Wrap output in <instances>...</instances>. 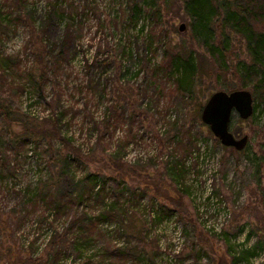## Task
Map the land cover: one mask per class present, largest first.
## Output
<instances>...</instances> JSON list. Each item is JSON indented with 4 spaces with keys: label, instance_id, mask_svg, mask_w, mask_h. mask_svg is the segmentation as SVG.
<instances>
[{
    "label": "rangeland",
    "instance_id": "374dc122",
    "mask_svg": "<svg viewBox=\"0 0 264 264\" xmlns=\"http://www.w3.org/2000/svg\"><path fill=\"white\" fill-rule=\"evenodd\" d=\"M32 1L39 17L33 30L22 23L14 28L8 23L0 27L5 30L0 31V54L10 56L12 67L1 77L0 95L29 121L31 133L39 135L24 138L26 144L17 153L8 145L2 154L9 170L2 176L9 183L0 181V210L10 219L20 218L12 211L24 208L27 197L23 192L27 190L22 188L33 187L35 182L41 186L40 195L51 194L53 200H62L63 208L58 216H51L50 206L45 213L35 210L36 214L22 215L27 220L24 225L8 218L14 231L12 250L10 254L0 250V264H22L28 262L26 259L32 260L28 264H101L102 258L109 264L111 259L102 249L106 245L135 247L124 264H264V95L253 102L256 107L249 118L241 119L237 113L231 116L233 134L248 137L245 147L237 151L221 145L200 120L202 106L217 90H253L251 85L243 88L229 71L220 70L204 47L191 37L178 0L154 1L161 31L154 35L157 26L153 16H143L136 23L127 19L130 7L140 0H66L77 7L86 6L81 22L73 26L68 22L72 26L69 42L74 38V50L66 51L59 63L64 75L60 76V90L51 81L39 95L28 73L32 71L37 80L42 68H33L34 62L27 64L26 46L34 45L36 51L43 46L50 53L51 47L45 44L64 28L56 25L41 29L47 3L55 0ZM168 46L174 51L183 47L195 51L198 78L185 97L179 93L169 98L155 94L149 80L150 68L160 62ZM28 58L31 62L32 57ZM49 59L46 53L42 57L44 62ZM246 59L244 41L232 36L228 63ZM91 79L96 82V96L93 92H77L80 85L85 90ZM7 81H14L11 90ZM102 87H106L105 95L100 99ZM63 111L66 114L61 124H52V118ZM132 111L145 113L140 117L141 127L137 124L134 128L137 135L131 139L127 137L129 124L124 115ZM91 118L98 129L89 131L86 128L90 124L85 122ZM118 119L122 121L116 122ZM6 120L0 116L3 137L5 121L10 122ZM12 123L8 135L20 131V123ZM60 139L64 141L59 144ZM188 146L193 147L184 158ZM59 154L80 159L74 173L70 168L65 173ZM174 160H180L186 169L180 184H175L167 173V164ZM84 171L111 176L118 182L124 180L127 185H120L121 193H117L111 188L115 183L109 181L111 191L105 198L94 197L85 204L84 198L71 195L84 187L77 181ZM135 171L150 173L161 187L160 194L167 198L153 197L151 189L144 194L141 184L131 199L125 187L133 190L132 185L139 181ZM182 190H188V194ZM175 195V199L179 196L182 217L174 214L163 220L151 218L147 209L159 202L172 207L168 197ZM107 203L114 204V212L101 221V210ZM42 206L46 205L40 201L37 209ZM85 225L92 229L86 239L90 241L77 249L76 242L83 238L80 228ZM50 234H56V243L50 244Z\"/></svg>",
    "mask_w": 264,
    "mask_h": 264
},
{
    "label": "trees",
    "instance_id": "16d2710c",
    "mask_svg": "<svg viewBox=\"0 0 264 264\" xmlns=\"http://www.w3.org/2000/svg\"><path fill=\"white\" fill-rule=\"evenodd\" d=\"M154 1L155 0H140V3H135L130 7V15H128L127 17L130 22L136 23L137 20H139L143 16H145L144 18L153 16L155 18L154 26H157V30L154 29V33L151 32L153 35L161 32L158 28L159 23L156 18L158 17V9ZM178 1L182 3L184 15L188 19V26L190 27L191 37L195 39L200 46L204 47L205 51L210 55V57H212L216 61L218 67H220V70L229 71L233 76L237 77L243 88L251 85L253 90V102H257L258 96L260 97L264 95V0ZM35 5L36 4H34V1L32 0H4L0 2V27L1 24L8 23V26L10 28H14L17 27L19 23H22L27 29L33 30L39 20V17L36 18L37 8ZM47 7L48 11L41 19V29H46V27L56 25H60L64 29L57 35V37L53 38L51 43L47 42L45 44L47 48L51 47L49 50L50 53H47V49H45L43 46L40 47V49H38L37 51L35 50L36 48H34V45L26 46V55L28 56L26 57L27 59H25V61L28 62L27 64L34 62L33 68H42L41 72L38 74L37 80L33 75H31V73L33 74L32 71H29L28 73V77L32 81L31 85L33 86L35 92L39 93V95L43 94L44 85L48 82L51 83V81H53L54 85H56V87H58V89L60 90V84L62 82L61 79L62 77H64V75H62L63 68L59 65V63L63 61V57L67 53L66 51L74 50L75 44V41L73 40L74 38L69 42L68 32H70V27L72 29L73 25H77V23L81 22V14H84L83 11L86 6L77 7L74 6L72 2L70 3L66 0H55L48 1ZM68 22L72 23V26ZM0 31L2 33L5 32V30ZM232 36H238L241 40H243L247 50V59L243 61L238 60L234 64L228 63L227 61L228 54L231 50ZM150 45H147V47L149 46L150 48ZM169 47L170 46L165 47L166 51L164 53V57L160 60V62L150 68L149 80L154 85L155 94L163 95L164 97L169 98L173 94L179 93L182 97H185L192 90L193 84L198 78L199 65L197 62V58L194 55L195 51L187 47H183L180 49L176 48V50L174 51L173 49H169ZM45 53L48 54V57L50 58L49 61L47 60L46 62L42 61V57H44ZM28 57H32L31 62L29 61ZM9 59L10 56H4L0 54V83L2 82V75H5L6 73L5 71L10 72V69L12 68ZM17 66H19V64H17ZM48 71L51 72L50 75H48ZM56 71H58V73H56ZM90 82L91 84L89 83V85H85V90L84 86H78V88H76L77 92H84V95L88 94V92L95 93L96 91L93 86L96 88V82L93 79H91ZM166 83H169V86H167ZM13 84L14 81H10L7 84V88L11 90V88H13ZM105 88L106 87H102L101 89L100 99L104 98ZM10 103L11 102L8 98L6 99L5 97L0 95V116L4 117L5 120L7 118L10 121L7 123V120L5 121V127L3 128L5 133L4 137L2 134L0 135V181L3 180L7 183H9L8 179H6V177L2 175H4L6 172H9V170L5 166L6 161H2V154L4 153L8 145L11 146L12 151L14 150V152L17 153L18 150L20 148L23 149L26 144L24 138L28 136L31 137L33 135V133H31L30 131L31 129L29 130V121L21 117L18 111L11 107ZM255 107L256 105H254V110ZM144 113L145 112L143 111H132L128 115L123 114L125 122H128L129 124L127 137L131 138L133 134H135V136L137 135V132L134 128L137 124L139 127H141L139 124H142L143 121L140 117L144 115ZM65 114L66 113L63 111L60 112L56 118H52L55 120L51 121L52 124L60 125L65 118ZM83 117H85V115ZM11 119L14 122H19L21 128L19 132H12L11 135H8L7 132L12 128L13 125V121ZM120 119H122V115ZM115 121L121 122L122 120L118 119ZM85 124H90V126L86 128L89 131L98 129L97 122L92 121V118L90 120H87ZM185 132L186 131H184L183 133ZM20 134L22 135V137L18 138ZM41 135L45 137L43 133ZM33 136L37 137L39 135L34 134ZM176 137L178 138V135H176ZM63 141V139H60V141L58 140V143H63ZM32 143L34 144L36 142L33 141ZM50 146L51 143L49 144V149L51 148ZM192 147L193 146H188L187 148H185L186 153L184 154V158L187 157L189 153H191L190 148ZM49 158L51 160L52 156H50ZM78 159L79 158L75 159L69 155L61 154L58 161H61L63 163L64 166L62 168L65 173H68V168L72 169V171L76 170L77 163L80 162V159ZM174 161L176 162L169 165L167 164V173H169L170 179H172L175 184H180V179L183 178L186 169L182 167V165L180 164V160ZM135 175L140 179L138 182H135V185L131 184L132 186H134L133 190L125 187V190L129 192L128 196L131 199L134 198V194L141 184V191L144 194H147L146 192L150 191L149 189H151L153 197H164L165 199L167 198L165 195L160 194L161 187L158 186L159 184L154 181V179L152 180V177L149 176L150 173L144 174L135 171ZM77 181L83 183L84 187L79 191L72 192L73 194L71 195L77 196L81 200L84 198L83 202L85 201V204H87L89 200L94 197H101V199L105 198L107 196V192L111 191L108 188L110 187L108 183L109 181L115 183L113 186L111 185V188L114 190L117 189V193H119V191L121 193V190H119L120 185H127L124 180L118 182L116 179H114V177H107L97 172L89 171H84ZM6 187L7 185H5V188ZM22 189L27 190L23 192V195L27 197L26 201L24 202V208H15L12 211L16 216H20V218L14 217L13 219H10L9 215L0 210V250L1 252H5V254L9 253L10 250H12L10 248V243L14 231L10 227V220H12L13 222H17V224H21L26 220V216L22 217V215H25L27 213H34L35 210H41L40 213H45V211H47L50 207L53 208L52 210L49 209V211H51V216H58L62 213V200H53L51 194L40 195L38 193V190L41 189V186L38 183L35 182V185L33 187L26 186ZM187 191L188 190H182L181 192L183 194H188ZM182 193L180 194L182 195ZM137 195L142 197V194L137 193ZM39 197L41 199H39ZM175 198L176 195L173 198L170 196L168 197V199L174 204L172 207H168L163 202H159L157 203V206L155 204L154 206L152 205L150 209H147L150 210L149 213L151 215V218L153 217L156 220H163L172 217L174 214L175 216L179 215V218L182 217L183 213L181 208L178 210V208L181 206L179 203L180 200L177 201V199H179V196L177 197V199ZM40 201L43 202L46 206H42V208L37 209ZM140 201H142V199L138 200V204L141 203ZM152 208H156L155 211L154 209L152 210ZM111 212H114V204L107 203L101 210V221L109 217V215L107 214H110ZM8 218L10 219L9 221L7 220ZM120 219L118 221H120ZM80 229V236H83V238L81 239V241L76 242L75 247L77 249L80 248L81 245L83 246L84 244L89 243L90 240L86 241V239L89 236L88 233H91L92 231L89 225H85L84 228ZM57 235L59 236L60 234ZM51 237L52 235L50 234V244L56 243V234H54L52 238ZM70 244L73 245L72 240H70ZM127 246L128 245L116 247L106 245V247L102 248L103 252L107 251V253L105 252V255L109 256V258L111 259L109 264H124V262L128 258V254L130 256L134 254L131 250L135 251V247L128 248ZM139 252L140 251L137 252L138 255ZM26 260L28 262L23 261L22 264L32 263L31 259ZM102 260L103 258L100 259L99 262L101 264H105ZM106 263L108 264V262Z\"/></svg>",
    "mask_w": 264,
    "mask_h": 264
},
{
    "label": "water",
    "instance_id": "95a60500",
    "mask_svg": "<svg viewBox=\"0 0 264 264\" xmlns=\"http://www.w3.org/2000/svg\"><path fill=\"white\" fill-rule=\"evenodd\" d=\"M183 29L184 24L181 23L179 30ZM253 110V95L249 90H217L209 95L202 106L200 120L221 145L239 151L245 147L248 137L246 134L240 137L233 134L230 129L231 116L237 113L241 119H247Z\"/></svg>",
    "mask_w": 264,
    "mask_h": 264
},
{
    "label": "built area",
    "instance_id": "2783aa9c",
    "mask_svg": "<svg viewBox=\"0 0 264 264\" xmlns=\"http://www.w3.org/2000/svg\"><path fill=\"white\" fill-rule=\"evenodd\" d=\"M219 223L217 222L216 225H218ZM220 228V224L216 227V229L218 230Z\"/></svg>",
    "mask_w": 264,
    "mask_h": 264
},
{
    "label": "flooded vegetation",
    "instance_id": "af4514ba",
    "mask_svg": "<svg viewBox=\"0 0 264 264\" xmlns=\"http://www.w3.org/2000/svg\"><path fill=\"white\" fill-rule=\"evenodd\" d=\"M236 136V135H235ZM236 137H238V136H236Z\"/></svg>",
    "mask_w": 264,
    "mask_h": 264
}]
</instances>
